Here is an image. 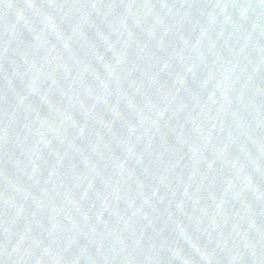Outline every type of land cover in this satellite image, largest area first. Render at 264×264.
Returning a JSON list of instances; mask_svg holds the SVG:
<instances>
[{
  "label": "water",
  "instance_id": "95a60500",
  "mask_svg": "<svg viewBox=\"0 0 264 264\" xmlns=\"http://www.w3.org/2000/svg\"><path fill=\"white\" fill-rule=\"evenodd\" d=\"M0 264H264V0H0Z\"/></svg>",
  "mask_w": 264,
  "mask_h": 264
}]
</instances>
